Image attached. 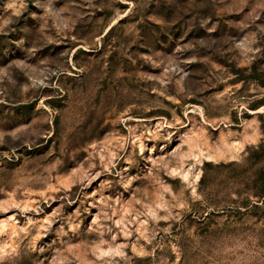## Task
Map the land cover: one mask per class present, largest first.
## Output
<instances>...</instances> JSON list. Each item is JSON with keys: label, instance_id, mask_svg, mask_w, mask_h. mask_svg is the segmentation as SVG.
Segmentation results:
<instances>
[{"label": "rangeland", "instance_id": "1", "mask_svg": "<svg viewBox=\"0 0 264 264\" xmlns=\"http://www.w3.org/2000/svg\"><path fill=\"white\" fill-rule=\"evenodd\" d=\"M263 140L264 0H0V264L264 262Z\"/></svg>", "mask_w": 264, "mask_h": 264}, {"label": "trees", "instance_id": "2", "mask_svg": "<svg viewBox=\"0 0 264 264\" xmlns=\"http://www.w3.org/2000/svg\"><path fill=\"white\" fill-rule=\"evenodd\" d=\"M239 169L245 179L244 198L226 207L228 210H233L239 220L252 219L263 222L264 225V140L248 150L245 162L239 166ZM253 240L256 241L255 246L264 248V226L260 228L259 234H253ZM150 261V258H137L133 264H150ZM250 264H264V262L257 259Z\"/></svg>", "mask_w": 264, "mask_h": 264}]
</instances>
